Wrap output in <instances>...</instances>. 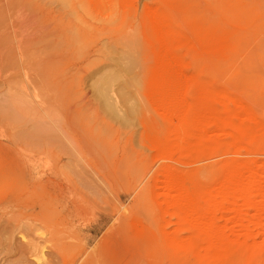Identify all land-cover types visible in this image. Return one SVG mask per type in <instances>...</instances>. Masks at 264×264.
I'll list each match as a JSON object with an SVG mask.
<instances>
[{"label":"rangeland","instance_id":"rangeland-1","mask_svg":"<svg viewBox=\"0 0 264 264\" xmlns=\"http://www.w3.org/2000/svg\"><path fill=\"white\" fill-rule=\"evenodd\" d=\"M47 17L45 122L0 117V264H264V0Z\"/></svg>","mask_w":264,"mask_h":264},{"label":"bare ground","instance_id":"bare-ground-1","mask_svg":"<svg viewBox=\"0 0 264 264\" xmlns=\"http://www.w3.org/2000/svg\"><path fill=\"white\" fill-rule=\"evenodd\" d=\"M65 24L63 20L51 22L47 17L45 28V0H0V117L5 118L7 114L6 117L12 118L19 113L26 118L35 113L38 117L35 123L45 122V33L46 45L55 49L54 43L65 38ZM103 59L105 61L89 76L101 81L94 84L93 89L106 96L108 79H116L119 74L113 71L111 64L116 56L110 53ZM9 112L13 115L8 116ZM0 137V141L8 140L4 135ZM31 243V249L37 248L38 244Z\"/></svg>","mask_w":264,"mask_h":264}]
</instances>
